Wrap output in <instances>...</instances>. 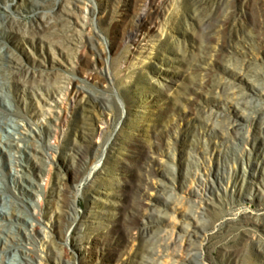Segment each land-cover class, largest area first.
<instances>
[{
    "label": "rangeland",
    "instance_id": "rangeland-1",
    "mask_svg": "<svg viewBox=\"0 0 264 264\" xmlns=\"http://www.w3.org/2000/svg\"><path fill=\"white\" fill-rule=\"evenodd\" d=\"M263 1L0 0V53L11 58L0 72L7 76L0 79V114L14 118L0 123V196L21 200L28 216L22 233L31 218L39 220L29 244L37 264H134L139 231L118 253L125 227L115 236L106 230L133 199L134 185L122 182L118 164L130 159L136 140L162 146L153 158L164 173L151 178L145 201L165 219L159 234L186 239L184 225L192 231L205 223L193 236L202 262L264 264V106L250 121L243 101L264 105ZM57 12L56 23L41 26ZM216 15L229 16L224 33L210 21ZM233 120L249 138L228 131ZM15 124L21 133L13 149L7 139ZM28 141L31 151L17 162ZM96 164L98 182L88 185ZM16 170L34 180L25 193L11 180ZM74 202L80 216L89 213L91 241L82 249L73 246L64 213ZM101 244L119 261L92 253ZM158 260L185 264L186 253Z\"/></svg>",
    "mask_w": 264,
    "mask_h": 264
},
{
    "label": "bare ground",
    "instance_id": "bare-ground-1",
    "mask_svg": "<svg viewBox=\"0 0 264 264\" xmlns=\"http://www.w3.org/2000/svg\"><path fill=\"white\" fill-rule=\"evenodd\" d=\"M74 3L77 0H73ZM264 2V1H263ZM61 17L60 12L55 13L52 16L42 18L39 23L42 27H51L53 23H56V20H59ZM229 20V16L227 15H216L210 17L211 22H215L216 24H220L222 29L220 32L224 33L225 26L227 25ZM5 18L3 15L0 14V28L2 29L4 25ZM58 22V21H57ZM60 28H65L67 25L64 23H60ZM11 61L9 58L8 53H0V72H4L5 66L7 63ZM250 68V67H249ZM258 73V71L256 72ZM1 81L7 79L6 75H0ZM4 82V81H3ZM263 86V82H261ZM84 87V86H82ZM264 92V90H262ZM97 97V96H96ZM98 98V97H97ZM243 101L251 108L250 113L246 115V118L250 121L254 119V113H258L263 108V103L259 100H252L244 98ZM14 120L13 116L8 114L7 112H2L0 114V123H10ZM239 120V119H238ZM239 121L233 120V124L231 123L228 127V131L233 134L247 139L249 138V133L244 132L241 130V127L237 124ZM232 128V129H231ZM260 132L264 136V125L260 124L259 127ZM13 137L7 139L8 146L11 148H15V139L16 134L21 133V126L18 124L14 125V132ZM25 138V137H24ZM26 139V138H25ZM31 145L29 141L25 143L23 147H20L18 150L22 153L20 157L15 158L17 162H24V156L26 152L31 151ZM161 145L149 146L141 143L140 141H134V145L132 148L131 157L129 160H126V163H119L118 169L121 171L120 173L125 175L124 180L122 182L125 183H132L134 185V195L131 202L128 204L126 210L123 213H120L114 218L110 219L109 224L107 225L111 235L115 236L119 233L121 227H125L126 231L122 234V239L125 241L123 244L124 246L120 247L118 253H122L128 247V241L132 240L133 237V230L137 229L139 231L140 236V244L139 248L137 249L136 259L134 264H159V257L167 256L170 252H175L177 250H183L186 253V263L185 264H205L201 260V245H199L198 241L194 239V235H200L201 228L205 229V223L201 224L200 226L196 224V227L192 231H189L187 226H183V230L186 232V239L183 238V235L180 233L178 234L177 238H171L170 236L161 235L159 234V229L161 228V224L164 222L163 216H158L155 210L149 211V207L146 205V187L151 185V178L153 176H158L161 173H164L163 170L157 167L156 160L153 158L154 153L161 149ZM48 150L56 149L55 145L48 144ZM12 150V152H14ZM176 152V151H175ZM45 164H43V167ZM132 166L138 169L136 176L131 177L133 175ZM101 164H96L93 168V171L89 176L86 177L85 183L88 185H94L98 182V177L100 172L102 171ZM135 168V169H136ZM11 180L15 182L20 188L23 193L27 191L28 186H33L34 180L32 179L31 175L27 172L23 174H19L18 170L11 174ZM60 176H58L57 181L59 182ZM234 187L235 190H238V193L241 192L238 189V186L241 183L240 178L237 176L234 180ZM2 189V188H0ZM212 186H210V191ZM204 191H207L205 188ZM80 192H77L76 196H78ZM202 193H200L201 195ZM91 202L97 203L98 196L92 194V198H90ZM159 201H161V197H158V201H153L152 206L158 208ZM167 203V201H166ZM122 205V203H119ZM21 200L19 197H12V196H0V243L1 241L6 243L7 241L8 246L5 251L0 248V264L4 262H8L10 264H37L39 263V252L35 247L30 246L29 244L34 241V236L39 230L40 222L37 218H31L29 226H26V230L24 233L18 228L20 222L24 218H28L27 215L24 214L22 209L20 208ZM176 207V205H173ZM17 208L18 213H12V208ZM195 205H193L191 209V214L193 216L196 215ZM37 213L43 211V209L38 208L36 209ZM65 216L67 220L73 225V231L76 235L72 236V244L75 246L76 249H82L85 245V241H91L90 237L86 235V230L88 228L87 221L88 219L86 216L89 214L87 213L85 217L80 216L77 212V205L76 203H72L69 205V208L65 210ZM186 214V213H184ZM141 217L146 219L142 220ZM11 218L14 224H9L6 219ZM104 245V244H103ZM97 245L96 249L92 251V253L97 254L98 256H103L108 258L110 261L114 260L115 256L109 254L108 251L105 250V246ZM103 248V249H102ZM119 261V256L117 259ZM114 263V262H112Z\"/></svg>",
    "mask_w": 264,
    "mask_h": 264
}]
</instances>
